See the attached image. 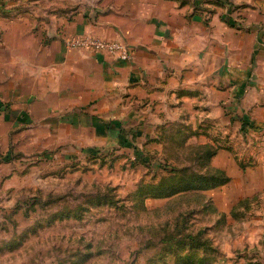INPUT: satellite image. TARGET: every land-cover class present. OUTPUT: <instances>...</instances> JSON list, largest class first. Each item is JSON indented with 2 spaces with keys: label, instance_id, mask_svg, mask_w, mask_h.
<instances>
[{
  "label": "crops",
  "instance_id": "0c3cea01",
  "mask_svg": "<svg viewBox=\"0 0 264 264\" xmlns=\"http://www.w3.org/2000/svg\"><path fill=\"white\" fill-rule=\"evenodd\" d=\"M219 1L0 0L12 15L0 25V141L45 135L89 150H130L158 140L170 124L205 132V143L230 134L213 165L236 181L234 204H259L264 0ZM86 33L126 43L131 58L65 47L64 36ZM242 119L254 125L247 131L263 153L245 179L229 171ZM18 125L30 128L11 135Z\"/></svg>",
  "mask_w": 264,
  "mask_h": 264
},
{
  "label": "rangeland",
  "instance_id": "374dc122",
  "mask_svg": "<svg viewBox=\"0 0 264 264\" xmlns=\"http://www.w3.org/2000/svg\"><path fill=\"white\" fill-rule=\"evenodd\" d=\"M0 8V25H9L12 15ZM237 132L238 166L229 171L245 179L263 153L250 131ZM205 134L170 124L158 140L130 150H89L45 135L2 139L0 264H264V200L234 204L236 181L223 168L228 183L182 190L184 175L217 167L205 158ZM229 136L217 143L214 134L209 144L230 147ZM172 184L181 189L153 195Z\"/></svg>",
  "mask_w": 264,
  "mask_h": 264
},
{
  "label": "trees",
  "instance_id": "16d2710c",
  "mask_svg": "<svg viewBox=\"0 0 264 264\" xmlns=\"http://www.w3.org/2000/svg\"><path fill=\"white\" fill-rule=\"evenodd\" d=\"M248 127H254V125L251 122L242 119L241 131L246 132ZM213 146L214 145L209 143L204 144L202 146V148H205V158L207 160H211V158H213L217 153L219 147H216L215 149ZM207 168L209 169L207 174H192L190 176L184 175L185 177L180 178L179 181L185 182V185L182 190H208L211 188L222 186L231 180L230 176H228L223 169L210 165H208ZM179 189L181 188H178L176 184H172L170 188H163L159 185L154 188L153 195L163 197L170 196L178 192Z\"/></svg>",
  "mask_w": 264,
  "mask_h": 264
},
{
  "label": "built area",
  "instance_id": "2783aa9c",
  "mask_svg": "<svg viewBox=\"0 0 264 264\" xmlns=\"http://www.w3.org/2000/svg\"><path fill=\"white\" fill-rule=\"evenodd\" d=\"M62 40L67 48L87 49L100 53H106L122 61H127L132 56L130 48L126 43L105 39L90 33L66 35L62 38Z\"/></svg>",
  "mask_w": 264,
  "mask_h": 264
}]
</instances>
